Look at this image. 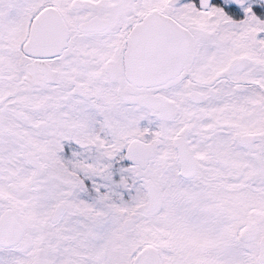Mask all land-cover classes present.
<instances>
[{"label":"snow or ice","instance_id":"1","mask_svg":"<svg viewBox=\"0 0 264 264\" xmlns=\"http://www.w3.org/2000/svg\"><path fill=\"white\" fill-rule=\"evenodd\" d=\"M0 264H264V0H0Z\"/></svg>","mask_w":264,"mask_h":264}]
</instances>
